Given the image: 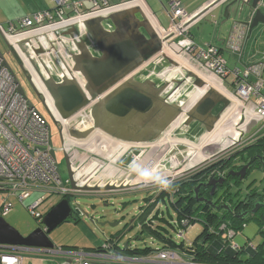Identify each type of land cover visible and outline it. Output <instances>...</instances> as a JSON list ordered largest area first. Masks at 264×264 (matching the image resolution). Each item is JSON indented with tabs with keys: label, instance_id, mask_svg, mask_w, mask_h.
Returning a JSON list of instances; mask_svg holds the SVG:
<instances>
[{
	"label": "built area",
	"instance_id": "obj_1",
	"mask_svg": "<svg viewBox=\"0 0 264 264\" xmlns=\"http://www.w3.org/2000/svg\"><path fill=\"white\" fill-rule=\"evenodd\" d=\"M51 2V10L38 11L29 16L9 21L5 25H0V34L13 55L23 60L26 58L34 60L39 68L44 71L42 61L50 72L45 73L44 71V73L50 77L54 71L59 73V77L63 76L60 68L69 76L67 72L71 70V60L66 49L74 47L75 41L78 42L86 35L82 29L83 21L95 17H108L115 12L143 6L142 0H51ZM85 3L89 5L88 8L84 7ZM166 12L170 26L167 31L161 32V36L164 38L171 34L172 37L163 44V50L165 47L176 50L177 47L189 55L196 53L195 59L203 61L205 69L212 76L224 82L231 71L228 70L220 51L211 46L198 47L188 36V28L195 20V16L187 14L177 0L168 1ZM72 25L77 26L76 29L79 33L62 37ZM246 36L247 27L239 22H234L225 41L226 49L231 54H236L239 59L244 51ZM85 37L88 38V36ZM180 37L182 40L177 42ZM59 41L61 44L58 43ZM163 62L164 59L160 58L159 55L148 61L145 67L150 68L145 78L157 76V79H162L165 77L169 66L162 67ZM159 66L162 67V70L155 75V68ZM232 74L235 79L232 83L234 97L230 96L228 99L234 98L239 105L237 120L234 122L238 136L236 142L228 149L242 144L248 146L264 138V133L260 136L254 134L245 137L247 134L245 133L246 130L243 129L244 117L242 116L247 112L248 105L251 103L254 106L251 117L257 118L264 127V63L247 65L241 71L234 70ZM73 76L76 77L75 74ZM86 110L87 108L81 110L67 121L58 119L57 124L61 127L59 132L62 147L65 146L66 148L67 142L71 143L72 141L75 142L72 143L73 145H77L94 137L92 134L84 141H76L68 136L69 129L84 131L92 125ZM168 131L162 136H166ZM182 142L186 143L183 140ZM226 150H222V152ZM52 152L54 153L51 149L50 130L47 128L46 121L34 109L29 108L27 101L18 93L11 73L3 66L0 59V192L6 193V197L2 198L0 205V216H7L11 211L12 204L8 202L10 197L23 204L33 192H57L63 196L70 192V190H65L60 186L61 178L55 155L52 156ZM70 156L72 173L75 174V181L79 185L82 180V177L79 178L82 166H79L83 161L79 160L76 154L70 153ZM175 167H172V172L165 177L168 180L164 182L162 191L171 182L176 181L177 183L183 180L184 173H177ZM176 191L177 188L168 192L172 193L173 198ZM168 192L166 194L169 197ZM43 202V198L36 200L31 205L26 206V209L34 220H37L39 228L45 232L46 228L42 224L43 215L37 212V208ZM74 212L78 214L76 210ZM186 221L183 222V225H187L188 221ZM220 230H225V226H221ZM226 234L228 239L235 236L231 230H227ZM227 248L232 253L238 249L233 243H229ZM116 251L114 244L109 241H106L103 247L94 252L61 247L44 249L0 245V264H25V259L29 258L26 255L36 256L39 254L50 257L51 260H49L50 258L46 260L54 264H193L191 261L184 263L180 255L168 249L155 250L146 257L123 254L117 256Z\"/></svg>",
	"mask_w": 264,
	"mask_h": 264
},
{
	"label": "rangeland",
	"instance_id": "obj_2",
	"mask_svg": "<svg viewBox=\"0 0 264 264\" xmlns=\"http://www.w3.org/2000/svg\"><path fill=\"white\" fill-rule=\"evenodd\" d=\"M145 1L148 3L147 5L151 9H154L153 5H156V8L159 11L163 10L158 0ZM18 3L22 4L23 0H0V14L3 16L9 15V18H7L8 20H6V22L11 21L16 17L12 13L17 11ZM88 7L89 5L85 3V8ZM234 12L235 8L232 10V12H229L228 19L222 18L223 21H221L217 31L218 37L223 30L228 29V27H230V25L234 22L242 23L246 20L244 17L246 9L243 10V15L237 19H234ZM211 28L212 27L209 24V19L206 18V21H203L201 25L192 28V35L196 41H199L200 37L210 38V34L212 33ZM252 38L253 39L251 43H248L249 46L247 49L251 52H254L255 55L252 57L253 59L247 60L249 64L264 61V25L253 29ZM254 38L255 45L252 46ZM181 39V37L178 38L177 42L181 41ZM205 42L206 41L203 43ZM0 54L20 84L27 101L34 106V108L39 112V114L49 126L51 149L54 151L56 165L63 184L62 187L65 190H70L67 162L65 155L62 152V139L59 132V126L56 124L58 123L59 119L58 115L51 109V104L49 103L48 99H45L44 103L43 99L38 96L27 75L23 72L20 64L13 56L12 51L9 49L8 44L1 34ZM168 58L170 57L168 56ZM170 59L173 60L172 58ZM201 62L202 64L204 63L203 61ZM166 66H169L168 62H166ZM175 68H178L179 70L177 71ZM161 69L162 68L159 66L157 71H160ZM196 69L199 72L206 74L205 70L200 68ZM184 75L183 69L179 65L177 67L170 65L168 70H166L165 77L167 76L168 78L171 76H176L179 78V80H181ZM191 82L192 81H189V83L180 88L178 94H181V97L186 95V97L191 98L193 96V93L196 91V89L192 86L188 87V84H191ZM231 82V77H229L227 80H224L222 89L228 95L234 97L233 88L229 85ZM217 83L218 85L220 84V82ZM228 100L230 102L228 109L225 111V114L221 117L218 125L215 127V129L220 127L216 133L215 139L209 141L207 146L206 143L201 145L206 137L202 138V140L199 138L197 141H194L190 144H184L182 142L183 136H179L180 138L178 136H173L177 131L182 133L185 131V128L181 126L182 121L180 120L178 127L174 129V131H168L167 134H169L170 137L162 136L161 139L159 138L156 140L159 143H164L157 149L156 155L153 154L150 156V160H153L154 165H152L150 161L143 162L148 155L149 147L134 146L133 144L124 146L122 142L111 139L102 133L94 135L92 139L94 142L92 144H90V138L84 142L78 143L77 145H73L72 143L75 142L72 141L71 143L67 142L66 149L71 154H76L78 159L83 161L79 167H85L87 174H91L93 172L91 176L92 178H89L86 186L103 187L108 184L118 186L121 183L123 184L125 180L134 183L135 186L134 180L137 176L140 177L141 172H144V174L141 175L142 177L139 179V184L142 183L145 176H147V169L154 168L156 174L155 181L149 182L147 185L130 188L129 191L120 190L97 193H68L67 198L69 205L73 211L76 210L78 212L79 217L76 220L73 216L74 214L71 215V217H69L66 222L62 223L60 226L56 227L53 231L47 234V237L53 244V247L92 252L103 247L108 238L118 236L119 238L117 244L119 247L123 248V246L127 243L131 250L134 248L141 249L144 247L160 250L161 243L150 232H144L139 226L132 223V219L138 216L141 213V210L145 208L146 198H155L159 195V192L162 191L161 188L164 185V181H159V179L164 178V180H168L165 179V177L168 176V173L172 172V167L176 166L175 168H177V173L182 174L186 170H195L204 166L205 164L210 163L211 161H216L218 158L214 157L207 160L206 162H203L205 159H207L203 158V156L208 157L207 154L212 155L216 152H220L219 150H222L220 146L225 142L231 141L229 137L238 136L234 123V119L237 116L236 114L238 111L234 109L237 102L234 98ZM189 104L190 101L187 102V106ZM253 111L254 106L250 103L248 105L247 112L242 115L244 117L243 129L246 130L245 133L247 134L245 137L254 134L255 136H260L264 133V127H262V123L257 118L251 117V113ZM192 127H195V129H191ZM196 127L197 126L193 124L190 128V131L187 129L186 130L189 131L190 135H193L197 138L199 134ZM104 140H109L107 141L109 152H111V147L115 148L120 146L117 148V151L115 148V151L112 152L117 154L116 156L111 157V155L109 156V152L107 150L104 151L102 149ZM183 141L186 143L190 142L189 140L186 141V139H183ZM215 142L218 144V146H212ZM185 146L187 148H184ZM245 147L246 145L243 144L238 145L220 154H224L223 156L227 157L231 153L239 151ZM237 157L233 158V161L235 160L234 164L238 166H243V164H245L244 160L248 159V156H245L244 159H242L241 156H239V158ZM89 160H91V162H87ZM89 163H92V165H89ZM148 163L151 165L148 166ZM93 165H99L95 172L94 168L92 169ZM146 166H148V168ZM107 168H112L117 172H121L122 176L116 177L107 175ZM248 186H251L252 189L256 190L258 193H262L264 191V174L260 169L253 168L248 170L246 177L239 183L238 188L232 189V194L237 192L236 190L239 189V192L243 195ZM168 194L169 197L164 196L163 200L162 198L159 199L158 204L152 211L149 219H152L154 227L158 226L161 229L168 231L172 242L177 245L183 243V245L186 247L203 231V225L198 221L186 227H178L179 225L177 224L176 212L168 202V199L172 198V193L168 192ZM62 196L63 195L57 192H33L31 193L29 199L24 201L23 204H20L16 199L10 197L8 202L12 204V209L7 216L0 217H2L4 221L9 226L14 228L21 236L25 237L32 231L39 228L37 220H34V218L29 214L26 206H29L34 201L41 200V198H43L44 202L37 208V212L44 215L52 206L56 205L61 200ZM4 197H6V193L0 192V205L2 203V198ZM156 212H159L158 217L163 220H157L153 218ZM245 224L246 226L242 230H238L235 237H233L230 241L237 247L247 245L244 251L251 252L253 248L257 247L258 245H261V249L264 251V235L261 228L255 221L250 219V217L246 218ZM40 227H42V225H40ZM137 237L140 240H138ZM216 246L218 247H213V250L221 251L219 245ZM172 251L180 255L181 260L184 263L190 261L188 256L180 248H174ZM26 256L29 258L25 259V264H54L53 262L49 261L51 258L46 257V255L39 254L36 256ZM48 258L50 259L46 260Z\"/></svg>",
	"mask_w": 264,
	"mask_h": 264
},
{
	"label": "water",
	"instance_id": "obj_3",
	"mask_svg": "<svg viewBox=\"0 0 264 264\" xmlns=\"http://www.w3.org/2000/svg\"><path fill=\"white\" fill-rule=\"evenodd\" d=\"M222 1L224 0L213 1L194 19ZM260 2L261 0H233L225 11L236 6L234 19H237L242 16L244 9H249L252 14L240 24L248 27V32L251 34L258 24H264V14L258 8ZM228 18L229 14L226 16V19ZM76 27V25H72L62 37L78 34ZM82 29L88 38L84 36L78 42L75 41L74 47L66 49L71 60V70L67 72L69 76L59 67L63 76L59 77L58 81H54L51 77L47 80L40 77L42 85L52 101L53 109L61 120L67 121L87 108V115L92 125L84 131L69 129L70 139L84 141L97 130L122 143L146 145L158 140L180 118L185 119V125L192 122L200 124L203 127L204 135H211L214 132L220 114L213 116L212 111L218 104L223 106V110L230 104L229 100L220 92L214 88H207L206 92L189 108H187V102L190 98L186 95L184 99L180 94H176L178 96L175 99L176 102H168L162 97L163 93L171 89L172 84H175L176 87H173L174 89L169 92V95H173L179 87L189 81L192 82L188 84V87L192 86L195 89L207 87L206 83L196 74L182 68L185 75L181 80H177L176 76L170 80H167V76L162 79L151 76L150 79L136 80L138 75L146 73L150 68L145 67L146 63L158 55L169 65L178 66L163 52V44L172 35L163 38L139 7L115 12L108 17L85 20L82 22ZM26 41L29 42V40ZM58 43L61 44L60 41ZM0 59L3 66L11 73L1 54ZM41 64L45 73H50L46 64L42 61ZM158 73L155 72V75ZM11 75L14 76L13 73ZM15 84L18 93L27 101L17 80H15ZM27 103L29 108L39 113L31 103L28 101ZM47 128L50 130L48 125ZM51 154L54 156L53 152ZM258 158L260 159V157ZM65 159L70 183L69 193L113 192L132 188L122 183L118 186L111 184L103 187L78 186L73 179V173L66 156ZM249 164L250 162L236 173L231 171L228 176H238L242 181ZM261 171L264 174V164L261 165ZM221 182L222 179L215 181L210 178L206 186H211L214 189V184H221ZM60 186H63L62 181ZM197 188L198 186L194 189V197L197 196ZM259 206L258 203L254 204L250 213H255ZM218 210L219 208H217ZM140 214L136 217H139ZM69 217H71V207L65 198H61L43 215L42 224L46 231L38 228L25 237L0 217V245L50 249L53 244L47 234L66 222ZM242 217L238 216L240 220L243 219ZM118 238L115 236V240L118 241ZM216 245L219 244L213 242L209 246L208 251L211 254L216 252L213 250V247H218ZM134 249L131 250L126 243L120 251H116V255H124V250L133 252ZM224 252L232 254L228 248Z\"/></svg>",
	"mask_w": 264,
	"mask_h": 264
},
{
	"label": "trees",
	"instance_id": "obj_4",
	"mask_svg": "<svg viewBox=\"0 0 264 264\" xmlns=\"http://www.w3.org/2000/svg\"><path fill=\"white\" fill-rule=\"evenodd\" d=\"M245 150H248V159L252 160L250 169H260L261 165L264 164V138L242 149V151ZM242 153L243 152L237 151L227 157L222 155V157L218 158V161L214 164V166H220L218 172H221L223 169L222 167L229 166L230 161L234 157L233 155ZM258 157H260V159ZM241 158L244 159V155H241ZM244 162L246 163L247 159L244 160ZM237 184L239 183L237 182ZM176 188L177 191L175 192L173 198L167 199L173 210L176 212L177 224L179 225L178 227H186L199 221L203 225V231L190 244H188V246L185 247L183 243L177 245L172 242L168 231L161 229L158 226L154 227L152 219H147L146 221L138 219L135 224L139 226L142 231L150 232L161 243V249H168L172 251V249L178 247L188 256L193 264H264V251L261 249V245L254 247L249 254L244 252L247 245L238 247L236 252L232 254L224 252V250L229 246V243H232L230 241L231 239H228L227 237V230H231L236 235L238 230H242L246 226V218L240 220L231 210V212L225 210L219 214L218 212H211L209 209L203 210L199 207L192 209V205L190 203L186 204L185 200L187 199L186 194H193L194 188L187 185V181L178 182V185L172 189L175 190ZM241 195L242 194L239 192L237 196L239 197ZM164 196H167V194H159L155 201L158 202L160 198L163 200ZM148 198L145 201L148 202L150 199ZM243 198L249 199L250 207H253L256 203L262 205V203H264V191L260 195V193L253 190L251 186H248L243 193ZM155 208V204H148L141 210L139 217H150ZM158 216L159 212H156L153 218L163 220ZM75 219L77 220L78 218ZM250 219L257 223L264 235V209L260 210V215L251 217ZM184 221L187 222V225H183ZM223 225L225 226V230L221 231L220 227ZM209 231L210 233H208ZM213 242H217V244H219L221 251L214 250L216 252L211 254L208 251V248ZM114 248L117 251L121 250V248L116 244L114 245ZM154 251L155 250L150 247H144L141 249L136 248L133 252L124 250V254L128 256L137 255L140 257H146L151 255Z\"/></svg>",
	"mask_w": 264,
	"mask_h": 264
},
{
	"label": "crops",
	"instance_id": "obj_5",
	"mask_svg": "<svg viewBox=\"0 0 264 264\" xmlns=\"http://www.w3.org/2000/svg\"><path fill=\"white\" fill-rule=\"evenodd\" d=\"M158 1L160 2L161 6L163 8L162 11H159L156 8V5H153V8L154 9H151L147 5L148 3H146L145 0H142L143 6H140L139 8L147 16V18L149 19V21L151 22V24L153 25V27L159 33H161V32H163V30L164 31H167L169 29V27H168L169 26V18H168V15H167V12L166 11H167L168 1H170V0H158ZM177 1L180 2V4L183 6V8L185 9V11H186L187 14L196 16L200 11L204 10L205 8H207L215 0H177ZM232 1L233 0H224V1H222V2H220L218 4H216V5H214L212 8H210L205 13H203L201 16H199L194 21H192V23L190 24V26L188 28V33H189L188 36L192 39V41L198 47L211 46V47L217 48L220 51L222 57L224 58V60L226 62V66H227L228 70L231 71V74L225 80H227L229 77H231L232 78V82L229 85L233 88L232 83L235 81V79H234V76H233L232 72L234 70L241 71L245 66L252 65V64H249L247 62V60L248 59H253L252 57L255 55V53L254 52H251V51H249L247 49L248 46H249L248 43H251V41L253 39L252 38L253 30H252L251 34H249L248 27H247L246 43H245V46H244V51H243L242 57L240 59H239V57L236 54H231L226 49V47H225V41H226V39H227L230 31L232 30L233 24H231L230 27H228V29L223 30L220 33L219 37H218L217 31L219 29V26H220L221 21H223L222 18H225L226 19V16L229 14V12H232V10L234 8H236V6H232L227 11H225V9L227 8V6ZM17 7H18L17 11L14 12V13H12V14H14L16 16L13 20H15L17 18L29 16L31 14H34V13L38 12V11L51 10L52 9V2H51V0H23V3L22 4H19L18 3L17 4ZM84 7H85V5H84ZM258 8H260L261 12L264 14V0H261L260 4L258 5ZM251 14H252V12L249 9H246V12H245V16L244 17L246 18L247 16H249ZM8 16H3L2 14H0V25H4L7 22H9V21L6 22V20H8L7 18H9ZM206 18L209 19V24L212 27L211 28L212 29V33L210 34V38L200 37L199 38V41H196V39L192 35V28L193 27H197L198 25H201L203 21H206ZM4 22H6V23H4ZM262 25H264V24H258L257 28L259 26H262ZM204 41H206V42L203 43ZM174 45H175V43H174ZM254 45H255V38H254V42H252V46H254ZM171 47L173 48V46H171ZM175 49H176L175 50L176 52L175 53H172V56L171 57L169 56V57L172 58V59L175 58L176 60H178V61H175L173 59L172 61H174L177 64H180L182 68H185L186 70H189V71L193 72L194 74H196V76H198L201 80H203L206 83L207 87H205V89L202 88V91L203 90L206 91L207 88H214L216 91L220 92L226 99H228V97L230 98V95H228L222 89L223 81L220 80V79H218L215 76H212V74L205 69V67L203 66L201 60L195 59L196 53H194V55H189V54L185 53L184 51L179 50L177 47ZM173 55H175V56L173 57ZM184 62L187 63V66H186V64ZM260 62L264 63V61H260ZM260 62H257V63H260ZM257 63H254V64H257ZM163 64H162L163 67H167L166 66V60H164ZM195 67L205 70L206 71V74L199 72ZM157 68L155 69V72L158 73L160 71H157ZM177 69L178 68H175V70H177ZM143 74L145 76L148 75L147 72L146 73H143ZM145 76H143L142 79H144ZM217 82H220V84L218 85ZM199 90L200 89H198L197 91H199ZM199 93H195V94H193V96H196ZM233 93H234V90H233ZM200 95H201V93H200ZM238 108H239L238 105H237V107L236 106L234 107V109H236V110ZM236 120H237V116L235 117L234 121H236ZM218 129H220V127ZM218 129H215L214 132L211 135H205L206 138L204 137L205 140H204V142H202L201 145H204L206 143V146H207L208 143H209V141H212L213 139H215L216 133L218 132ZM197 132L198 133H201L202 131L197 128ZM94 135H98V134H94ZM235 135H237V134H235ZM166 136H168V134H166ZM229 138H230L231 141L225 142V143H223L220 146V148H222V150L228 149L237 140V136H235V137L232 136V137H229ZM92 139L93 138H91L89 140L90 141V144H92L94 142V140H92ZM107 141H109V140H104L103 141V144H102L103 147H102V149L104 151L107 150L109 152V149H108L109 147L107 146ZM161 143H164V142H161ZM122 144L124 146H129L130 145V144H127V143H122ZM134 146H136V145H134ZM212 146H218V144L215 142ZM119 147L120 146L115 147L116 148V151H117V148H119ZM115 148L111 147V149H110L111 152H109V156L111 155V157H113V156H116L117 155L115 153H112V152L115 151ZM123 150H124V148H123ZM222 150H219V151L221 152ZM220 152H216L215 154H212L211 155V158H214ZM89 161H91V160H89ZM89 165H92V163H89ZM98 167H99V165H93L92 166V169L94 168V172L97 170ZM80 173L81 174L79 175V178L82 177V180H81V184H79V186H83V185L86 186L87 183H88L89 178H92L91 176H92V173L93 172L91 174H87L85 167H82L81 170H80ZM183 173H185V171ZM107 175L121 177L122 176V173L121 172H117L116 170H114L112 168H107ZM141 175H142V173L140 174V177H142ZM140 177L137 176L135 178V180H134L135 185H136V181H137V183L139 182ZM149 182H153V180H151V179H149V177L145 176L144 181L142 183H140V184L138 183V184L139 185H141V184L142 185H147ZM123 184L126 185V186H130L132 188H135L134 183L129 182L127 180H125L123 182ZM106 241H109V242H111L113 244L115 243L116 245H118L117 244V240H115V237H110ZM120 248L122 249V247H120Z\"/></svg>",
	"mask_w": 264,
	"mask_h": 264
},
{
	"label": "flooded vegetation",
	"instance_id": "obj_6",
	"mask_svg": "<svg viewBox=\"0 0 264 264\" xmlns=\"http://www.w3.org/2000/svg\"><path fill=\"white\" fill-rule=\"evenodd\" d=\"M39 52H37V53H39ZM13 56L15 57V59L20 64V67L22 68L23 72L27 75V77H28L29 81L31 82L32 86L34 87L35 91L38 93V96H40L43 99V102L44 103H45V98H47L49 100V103L51 104V109L54 111L53 106H52V101H51L50 97L48 96V94L46 93V91H45V89H44V87L42 85V82L40 80V77H42L44 80H47L50 76H48L47 74H45L44 71H42L39 68L37 62L36 63L34 62V60H28L27 58L25 60H23L22 58L21 59L20 58H17L18 56H15V55H13ZM163 65H161V66L163 67ZM51 75H52L51 78H53L54 81H58L59 73L57 71L52 72ZM143 76H145V75L144 74L138 75L136 77V80L141 81V79H142ZM171 78H174V77L173 76L168 77L167 80H170ZM13 79H14V82H15V80H16L15 76H13ZM143 80H145V78ZM177 80H179V78ZM173 87L174 88L176 87L175 84H172L171 89L167 90L165 93L162 94V97L165 98L166 101H168V102H174V101L176 102L175 99L178 98V96H176V93L178 94V92L180 91V88L182 86L177 89L178 92L176 91V93H174L173 95H169V92H171V90L174 89ZM204 89H205V87H204ZM197 90L198 89H196V91L193 94L200 92L201 95L199 93L196 96H192L191 99L189 100L190 101V104L188 105L187 108H189L192 104H194L206 92L204 90L202 91V89H200L199 91H197ZM227 109L228 108H226L225 110H223V106L221 104H218L214 108V110L212 111V115L213 116H216V115L220 114V119H221V117L225 114V111ZM180 120L182 121V125L181 126L185 128V131L183 133L180 132V131H177V132L174 133L173 136H175V137H177V136L178 137L179 136H183V139H186V141L187 140L190 141V142L184 143V144H190V143H192L194 141H197L199 138H201V140H202V138L205 137V135L203 134V127L200 124H198L197 122H192L189 125H185V123H184L185 122L184 121L185 119L182 120V118H180L176 122H174L172 124V126L168 130H173L174 131V129H176L178 127V124L180 123ZM193 124L197 126L196 128H198V129H200L202 131L201 133H198L199 136L197 138L195 136L189 134V131L191 129H195V127H192L191 128V126ZM58 126H59V131H60V128L61 127H60L59 124H58ZM186 129L189 130V131H187ZM94 134H100V132L99 131H95L92 136H94ZM162 135L160 136V139H161ZM168 136L170 137L169 134H168ZM162 144L163 143H159L158 141H156V142H153V143H150V144H146V145H136V146L149 147V152H148V155L146 156L145 159H147L148 156H149V161L151 162L152 165H154L153 160H150L151 159L150 156L153 155V154L156 155L157 149L160 146H162ZM184 148H187V147L185 146ZM239 151L240 152H243V153L242 154H235V155H233L234 156L233 158H235L237 156H238L237 158H239V156H241V155H244V157H245L248 154V150L242 151V149H241ZM62 152L64 153V155L67 158V161H68V164H69V167H70L71 172H73V170H72L71 156H70V153L65 148V146L62 147ZM233 153H235V152H233ZM233 153H231V154H233ZM222 155H224V154H222ZM222 155H219V156H216V157L217 158H220V157H222ZM207 156L208 157L203 156V158H207L203 162H206L207 160H209L211 158V154H209V155L207 154ZM233 158L230 161V164H229L228 167H226V166L222 167L223 169H222L221 172H218L220 166H214V164H216V162L218 161V159L216 161H213V162L211 161L210 163L205 164L204 166H202V167H200L198 169H195V170L189 169V170H187L186 173H184V175H183L184 177H183L182 182H186L187 181V185L192 186L194 189L197 186H198V188H197V191H196V193H197V196L196 197H194V192H193V194H186V198L187 199L185 200V203L186 204L190 203L192 205V209L195 208V207H199L200 209H203V210L209 209L211 212H218L219 214L222 213L225 210L226 211H230L231 210L233 213L236 214L237 217L238 216L239 217H242L243 215H245L248 212L247 215L243 216L242 218H247V217H250L251 218V217H256L257 215H260V210L261 209H264V203H262V205L259 204L260 206L257 209V211L255 213L251 214L250 212L253 210L254 206L253 207H250L249 199L248 198L247 199H244L243 198V195H241V196L238 197L237 195L239 193L238 192L239 189L236 190L237 192H235V194H232V189L238 188V185L239 184H237V182L240 183L241 181H240V179H239L238 176H232V175H229L228 176V173H230L231 171H233V172L236 173V172L240 171V169L243 166L247 165L250 162V164H249V166H248V168L246 170V175H247L248 170H251L250 169L251 168L250 166H251V163H252L251 162L252 161L251 159H247V162L245 164H243V166H241V165L238 166V165L234 164L235 163L234 162L235 160L233 161ZM145 159H144L143 162L148 161V160H145ZM149 163H148V166L151 165ZM148 166H146V167L148 168ZM260 170H261V168H260ZM149 172H151V173H149ZM154 172H155V169L154 168L147 169V173H146L147 177H149ZM141 173L144 174V172H141ZM246 175H245V177H246ZM73 178L75 180V174H73ZM210 178H213V180H215V181H217L219 179H222V182H221V184H216L215 183L214 184L215 185V188L212 189L211 186H206V183L210 180ZM153 181H155V180H153ZM159 181H164L165 182L166 180H164V178H160ZM177 185H178V182L176 183V181L175 182L173 181L170 184H168V186L166 187V189L164 191L159 192V194H161V193H167L168 191L173 190L172 188L176 187ZM125 190L126 191H129V189H125ZM261 194L262 193H260V195ZM67 197H68V194L65 195V196H62V198H65L68 201V198ZM156 197L155 198H152L151 197L152 199L149 197L150 198V199L148 198L149 201L148 202L147 201L145 202L146 203V206L148 204H151V203H153V204H155V206H157L158 202L155 201L156 200ZM217 208H219L218 211H217ZM71 215H73L74 218H78L79 217V215L76 212H74L72 209H71ZM138 219L146 221L147 219H149V217H134L132 219V223L135 224ZM244 252L249 253L248 251H244Z\"/></svg>",
	"mask_w": 264,
	"mask_h": 264
},
{
	"label": "bare ground",
	"instance_id": "obj_7",
	"mask_svg": "<svg viewBox=\"0 0 264 264\" xmlns=\"http://www.w3.org/2000/svg\"><path fill=\"white\" fill-rule=\"evenodd\" d=\"M165 48H167V47H165ZM164 48V50H163V52H164V54H166L167 56H172V53H175L176 51L174 50V49H171V48H167V49H165ZM177 55V54H176ZM175 55H173V57H174ZM175 61H178V60H176L175 58H173ZM185 64H186V66H187V63L186 62H184ZM180 67H181V65L180 64H178ZM182 68V67H181ZM177 70H179V69H177ZM237 103H236V107H237ZM239 106V105H238ZM97 131V130H96ZM149 159V156H148V158H147V160ZM149 161V160H148ZM155 174H156V172H154V173H152L150 176H149V179H151V180H155ZM136 186H142V185H139L138 183H137V181H136V185H135V187Z\"/></svg>",
	"mask_w": 264,
	"mask_h": 264
},
{
	"label": "clouds",
	"instance_id": "obj_8",
	"mask_svg": "<svg viewBox=\"0 0 264 264\" xmlns=\"http://www.w3.org/2000/svg\"><path fill=\"white\" fill-rule=\"evenodd\" d=\"M155 186V185H154ZM166 186V185H165Z\"/></svg>",
	"mask_w": 264,
	"mask_h": 264
}]
</instances>
